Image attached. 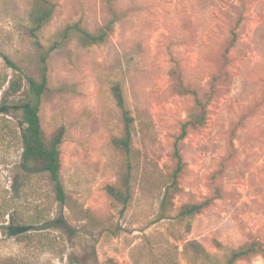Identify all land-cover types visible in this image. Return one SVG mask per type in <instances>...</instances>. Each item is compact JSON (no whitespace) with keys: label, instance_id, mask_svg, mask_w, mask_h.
I'll return each instance as SVG.
<instances>
[{"label":"rangeland","instance_id":"1","mask_svg":"<svg viewBox=\"0 0 264 264\" xmlns=\"http://www.w3.org/2000/svg\"><path fill=\"white\" fill-rule=\"evenodd\" d=\"M52 1L55 12L39 34L45 46L67 23L94 31L109 18L104 0ZM115 7L126 14L104 43L85 47L73 36L48 59L40 119L48 135L65 129L61 179L70 206L55 200L47 175L22 183L20 142L5 127L19 117L0 115V264H217L251 236L264 241V0H115ZM29 9L30 0H0V51L35 74ZM234 26L230 82L208 105L206 124L184 139L185 164L174 184L173 142L193 97L173 90L170 70L179 67L185 83L206 91ZM6 75L11 69L0 56V85ZM116 82L134 117L133 200L122 212L105 191L117 182L122 162L110 145L121 128L111 94ZM6 87H0V101L22 95ZM230 137L223 197L199 214L177 218L182 204L211 194L209 180L231 150ZM166 191L170 201L158 219ZM83 210L96 223L81 219ZM16 221L31 229L10 237L1 227ZM191 239L209 255H194L186 246ZM236 264L264 259L255 255Z\"/></svg>","mask_w":264,"mask_h":264},{"label":"trees","instance_id":"2","mask_svg":"<svg viewBox=\"0 0 264 264\" xmlns=\"http://www.w3.org/2000/svg\"><path fill=\"white\" fill-rule=\"evenodd\" d=\"M104 3L109 18L103 25L94 31H89L79 21L67 23L55 33L54 40L45 46L41 42L39 34L42 28L51 20L55 12L56 4L52 0H30L28 31L33 38V44L37 50L35 74L27 72L21 65L0 51V56L4 60L6 67L11 69L10 77L7 75L4 76L0 87L2 88V85L7 82L5 92L10 95L22 93L15 101H0V115L13 114L12 117H15V115L19 117V121L10 120V123L5 125L7 135L17 136L20 142L21 151L17 164V173L22 179V183L36 176L47 175L54 191L55 200L62 206H70V199L61 179L60 146L63 141L65 129L63 126H60L48 135L40 119L42 97L49 88L48 59L52 51L73 36L77 38L80 45L85 47L104 43L110 36L115 23L121 20L126 14V11L119 12L116 9L115 0H104ZM235 28L236 26L230 30L228 39L225 41L221 52L217 55L216 70L211 75L206 91L198 93L194 87L185 83L179 67L176 66L170 70L173 90L179 94H188L193 97V103L188 110L186 120L182 123L180 131L173 142L171 157L174 160V168L171 173V178L174 184L177 182L185 164L181 154L184 139L189 130L200 129L206 124L208 105L219 93L220 87L230 82V75L227 70L230 62L228 54L238 38V33ZM111 94L115 106L119 111L121 128L118 135L110 138V145L120 153L122 162L119 168L117 182L108 184L105 187V191L110 199L111 205L122 212L129 207L133 200L134 117L127 106L119 82L112 85ZM229 145L231 150L228 156L222 160L220 167L210 177L211 194L200 201L182 204L178 209L177 218L183 220L199 214L216 199L223 197L222 177L224 176L230 159L233 157V141L231 137L229 138ZM168 201H170V196L166 191L161 201L158 219L165 217L164 210ZM81 212V219L96 223V216L87 210ZM1 228L11 237L26 234L31 229V225L16 221L2 225ZM186 246L198 257H207L209 255L204 246L195 239L188 240ZM255 255H261L264 259V241L255 236H251L239 246L232 248L224 260L217 264H236L238 261L249 260Z\"/></svg>","mask_w":264,"mask_h":264}]
</instances>
